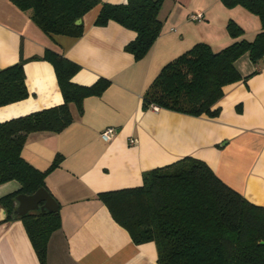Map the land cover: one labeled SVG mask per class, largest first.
<instances>
[{"label":"crops","instance_id":"crops-1","mask_svg":"<svg viewBox=\"0 0 264 264\" xmlns=\"http://www.w3.org/2000/svg\"><path fill=\"white\" fill-rule=\"evenodd\" d=\"M98 12L99 5L83 16L80 37H48L27 12L0 0V69L25 59L29 92L25 99L0 106V122L63 102L52 64L40 58L47 48L79 65L74 83L109 79L101 95L83 100L82 113L70 104L73 121L67 127L31 132L23 146L22 156L40 170L62 156L45 178L61 217V226L49 237L45 264H158L155 243L135 244L97 194L138 186L144 171L190 156L204 161L247 200L264 206V57L252 63L246 53L236 60L238 72L248 77L223 87L216 117L143 107L145 90L168 61L197 42L214 51L233 42L226 30L230 19L243 27L247 40L261 23L243 7L227 8L219 0H164L161 32L136 60L125 50L136 33L115 21L95 25ZM194 12L204 18L191 21ZM107 127L115 129L109 141L100 136ZM19 186L15 180L0 184V197ZM0 264H41L20 220L0 224Z\"/></svg>","mask_w":264,"mask_h":264},{"label":"trees","instance_id":"trees-1","mask_svg":"<svg viewBox=\"0 0 264 264\" xmlns=\"http://www.w3.org/2000/svg\"><path fill=\"white\" fill-rule=\"evenodd\" d=\"M27 12L32 23L48 37L78 38L83 24L78 19L99 5L94 24L115 21L133 30L135 38L125 50L136 60L143 58L162 29L159 11L164 0H11ZM225 7L241 6L256 15L260 31L252 40L233 19L226 23L235 39L218 51L197 42L162 66L143 94V107L156 106L192 116L216 117L223 87L245 80L235 67L242 55L252 63L264 57V0H219ZM38 58V57H33ZM55 72L63 102L0 122V184L15 180L19 188L0 197L4 218L0 224L20 220L41 264H45L47 243L61 226L59 208L52 213H28L13 219L15 196L46 188V176L62 160L57 154L40 170L22 156L27 135L36 131L60 132L72 121L70 104L79 113L83 100L101 95L110 85L100 77L91 85L71 79L79 65L63 54L45 49L40 57ZM25 59L0 69V106L28 97L23 65ZM98 199L111 217L123 227L135 244L154 242L158 264H264V206L256 205L225 184L202 160L190 156L142 173L138 186L102 191Z\"/></svg>","mask_w":264,"mask_h":264},{"label":"water","instance_id":"water-1","mask_svg":"<svg viewBox=\"0 0 264 264\" xmlns=\"http://www.w3.org/2000/svg\"><path fill=\"white\" fill-rule=\"evenodd\" d=\"M81 23V19L76 21ZM59 204L46 188H39L32 194L20 193L15 196L12 212L13 219H19L28 213L38 212L41 214L57 211ZM0 220L4 218V211L0 209Z\"/></svg>","mask_w":264,"mask_h":264},{"label":"built area","instance_id":"built-area-1","mask_svg":"<svg viewBox=\"0 0 264 264\" xmlns=\"http://www.w3.org/2000/svg\"><path fill=\"white\" fill-rule=\"evenodd\" d=\"M204 18V15L202 12H194V13H190L189 14V19L191 21H200ZM152 108H157L156 106H153ZM115 133V129L113 127H107L106 129H104L101 133L100 136L103 140L105 141H109L111 140V138L113 137ZM128 142L130 144H134L135 143V139L134 138H129Z\"/></svg>","mask_w":264,"mask_h":264},{"label":"rangeland","instance_id":"rangeland-1","mask_svg":"<svg viewBox=\"0 0 264 264\" xmlns=\"http://www.w3.org/2000/svg\"><path fill=\"white\" fill-rule=\"evenodd\" d=\"M161 15H163V13L161 14ZM242 27V26H241ZM243 28V27H242Z\"/></svg>","mask_w":264,"mask_h":264}]
</instances>
